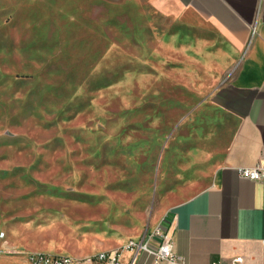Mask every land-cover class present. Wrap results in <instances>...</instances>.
I'll return each mask as SVG.
<instances>
[{
  "label": "rangeland",
  "instance_id": "374dc122",
  "mask_svg": "<svg viewBox=\"0 0 264 264\" xmlns=\"http://www.w3.org/2000/svg\"><path fill=\"white\" fill-rule=\"evenodd\" d=\"M160 3L0 0V264H102L204 185L234 43Z\"/></svg>",
  "mask_w": 264,
  "mask_h": 264
},
{
  "label": "crops",
  "instance_id": "0c3cea01",
  "mask_svg": "<svg viewBox=\"0 0 264 264\" xmlns=\"http://www.w3.org/2000/svg\"><path fill=\"white\" fill-rule=\"evenodd\" d=\"M160 6L173 17L189 13L222 31L237 60L196 108L218 114L211 117L216 125L210 149L194 152L212 160L209 176L194 193L155 214L148 229H170L174 251L186 264H228L236 257L237 264H264V183L237 172L264 163V0H161ZM138 264L152 262L142 253Z\"/></svg>",
  "mask_w": 264,
  "mask_h": 264
},
{
  "label": "built area",
  "instance_id": "2783aa9c",
  "mask_svg": "<svg viewBox=\"0 0 264 264\" xmlns=\"http://www.w3.org/2000/svg\"><path fill=\"white\" fill-rule=\"evenodd\" d=\"M238 175L253 181L264 183V163L258 162L253 166H240L237 168ZM145 253L152 264H186L184 257L174 251L173 238L170 229L160 224L146 230L141 236L129 238L124 244L112 250L96 253L89 262L102 264H120L123 256L128 254L126 264H138L140 254ZM52 264H71L69 259L55 257L47 260ZM241 262L240 257L234 258L228 264ZM218 264V263H213Z\"/></svg>",
  "mask_w": 264,
  "mask_h": 264
}]
</instances>
